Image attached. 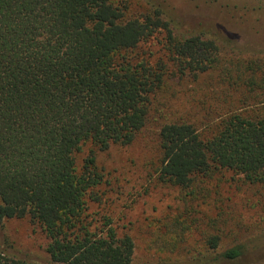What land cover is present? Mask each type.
Wrapping results in <instances>:
<instances>
[{
	"label": "trees",
	"instance_id": "obj_1",
	"mask_svg": "<svg viewBox=\"0 0 264 264\" xmlns=\"http://www.w3.org/2000/svg\"><path fill=\"white\" fill-rule=\"evenodd\" d=\"M147 3L135 16L113 0H0V227L25 217L40 225L52 264H132L134 240L118 233L104 201L120 187L116 168L100 158L147 134L157 144L148 188L206 196L215 215L193 253L174 231L149 243L153 264L244 254L236 239L222 244L241 214L204 182L228 172L264 195V54L224 66L215 27L183 31L172 10ZM160 32L163 58L149 61L141 46ZM180 248L181 259L172 255ZM0 264L35 263L0 252Z\"/></svg>",
	"mask_w": 264,
	"mask_h": 264
},
{
	"label": "rangeland",
	"instance_id": "obj_2",
	"mask_svg": "<svg viewBox=\"0 0 264 264\" xmlns=\"http://www.w3.org/2000/svg\"><path fill=\"white\" fill-rule=\"evenodd\" d=\"M113 1L116 5L126 6L129 15L141 16L149 9L147 0ZM151 1L161 3L167 11L172 10L175 20L184 22L183 31L197 33L200 26L203 29L215 27L214 37L219 45L217 60L224 66L231 59L251 60L254 58L250 55L264 54V3L253 0ZM164 36L163 32L157 33L141 46L140 51L149 61L163 58ZM140 138L131 147L113 148L100 158L108 169L116 168L111 177L117 178L115 180L120 184L109 197L105 194L104 201L111 206V216L118 233H129L134 240L132 264H153L158 253L156 248H148L149 243L153 240L157 242L161 237L169 238L174 231L175 236L182 238L185 247L189 244L188 248L193 253V249L210 237L213 222L210 220L215 215L203 204L208 200L206 196L169 185L154 189L150 184L148 188V173L152 170L151 162L156 161L157 144L150 134ZM204 183L212 198L218 196L227 211L232 208L243 219L244 224L237 230L238 233L235 231L234 236H227L223 230L224 246H230L234 239L245 245L241 258L228 264H264V195L242 185L239 176L228 172ZM217 216L218 222L224 224L226 216L222 212H217ZM170 219H175V223L179 221L178 225L166 227L170 225L167 223ZM47 243L40 225L31 222L28 217L6 220L0 227V252L7 258L52 264L45 252ZM163 252L167 257L169 252ZM173 254L179 259L185 256L181 248L173 251Z\"/></svg>",
	"mask_w": 264,
	"mask_h": 264
}]
</instances>
